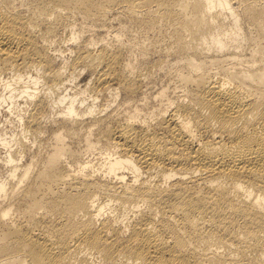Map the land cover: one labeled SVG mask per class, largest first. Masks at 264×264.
Masks as SVG:
<instances>
[{
    "label": "bare ground",
    "instance_id": "bare-ground-1",
    "mask_svg": "<svg viewBox=\"0 0 264 264\" xmlns=\"http://www.w3.org/2000/svg\"><path fill=\"white\" fill-rule=\"evenodd\" d=\"M2 112L0 264H264V0H0Z\"/></svg>",
    "mask_w": 264,
    "mask_h": 264
},
{
    "label": "rangeland",
    "instance_id": "rangeland-1",
    "mask_svg": "<svg viewBox=\"0 0 264 264\" xmlns=\"http://www.w3.org/2000/svg\"><path fill=\"white\" fill-rule=\"evenodd\" d=\"M67 30H69L70 28L67 27ZM104 31V30H103ZM102 32V31H99ZM100 36L101 33L97 34V36ZM68 34L66 32H63L61 35L59 36H55L53 38L52 43L50 44V48H55L56 50L59 49L60 51H62L61 55L64 56H68L69 55V47L71 44L70 40H67L68 38ZM100 42H98L99 44ZM56 54H59V52H55ZM155 57V56H154ZM153 77V81L151 83V87L157 89L160 86H162L165 83H168L170 81H167V78L165 76V70H162L158 67L155 68V71L152 75ZM85 95V93H84ZM107 100H111L110 97H107ZM14 115L12 113L9 112H2L0 113V133L2 135H9L12 132L16 131V126H15V120H14ZM12 119L14 120V122L12 121ZM96 152V151H95ZM1 156L4 155V153H0ZM92 157V155H91ZM3 176V169H1L0 167V177ZM71 264H102L100 263V261H98V259L96 258L95 255L92 254H88L86 257L81 258V253L76 254L72 260H71Z\"/></svg>",
    "mask_w": 264,
    "mask_h": 264
}]
</instances>
